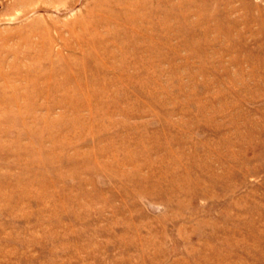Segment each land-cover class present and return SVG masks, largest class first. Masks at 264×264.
Wrapping results in <instances>:
<instances>
[{
	"label": "rangeland",
	"instance_id": "1",
	"mask_svg": "<svg viewBox=\"0 0 264 264\" xmlns=\"http://www.w3.org/2000/svg\"><path fill=\"white\" fill-rule=\"evenodd\" d=\"M0 264H264V0H0Z\"/></svg>",
	"mask_w": 264,
	"mask_h": 264
}]
</instances>
